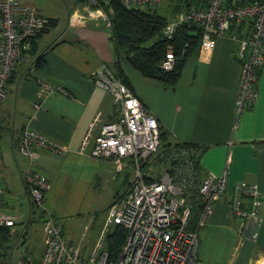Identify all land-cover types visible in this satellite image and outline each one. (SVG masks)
<instances>
[{
	"label": "crops",
	"instance_id": "1",
	"mask_svg": "<svg viewBox=\"0 0 264 264\" xmlns=\"http://www.w3.org/2000/svg\"><path fill=\"white\" fill-rule=\"evenodd\" d=\"M88 4L87 0H76L69 7L65 26L59 18L42 12L57 19L56 25L35 38L34 51L30 50V40L23 60L4 86L0 101V214L13 217L14 228L21 227L18 231L23 237L28 226L37 221L29 199L27 172H40L51 180L44 198L54 208L51 211L57 210L62 195L69 200L72 193L81 197L87 189H92L91 199L104 195L106 209L113 197L125 194L132 177L127 163L116 170L109 157L91 155L98 128L80 148L87 125L98 110L99 125L111 119L112 94L98 85L95 73H111L117 55L109 28L102 18L91 15L87 7L94 6ZM161 5L173 8L165 14L168 18L178 9L168 0L154 9L160 12ZM70 12L73 23L68 19ZM53 30L56 34H51ZM195 43L174 83L145 76L123 58L119 64L125 84L156 117L162 147L180 142L199 149L200 177L219 174L224 166L229 167L228 191L211 203L201 224L200 207L193 213H198L197 218L192 215L190 220V227L198 234L194 264H259L264 258V57L255 69L254 97L245 99L237 112L236 101L242 93V58L237 42L226 32L216 37L209 53L197 40ZM37 55L41 62L36 65ZM42 81L56 87L50 92L40 90ZM25 129L44 135L56 150L33 144L35 156L27 155L21 150ZM240 181L257 183L260 189L259 221L253 216L239 217L229 207L230 188ZM240 199L242 207L250 210L251 198L243 195ZM45 214L39 210L42 238L25 251L36 258L43 250ZM55 216L64 232L61 216ZM0 263L5 264L3 258Z\"/></svg>",
	"mask_w": 264,
	"mask_h": 264
},
{
	"label": "built area",
	"instance_id": "2",
	"mask_svg": "<svg viewBox=\"0 0 264 264\" xmlns=\"http://www.w3.org/2000/svg\"><path fill=\"white\" fill-rule=\"evenodd\" d=\"M87 1L90 5L97 3L96 0ZM118 1L126 7L154 9L164 0ZM168 1L178 9L160 29L166 48L158 66L165 71L173 69L185 52L188 41L178 53L174 45L175 34L181 27L195 29L192 32L198 34L197 43L205 53L212 50L217 36L229 32L242 58V93L236 101L239 112L243 101L254 97L255 69L264 57V0ZM87 9L110 28L112 7L108 6L107 11L99 5ZM75 10L81 16V11ZM71 13L68 19L73 23L75 19ZM48 17L28 0H0V101L5 95L6 80L23 60L31 38L44 27ZM95 78L98 85L112 94V116L99 125L101 112L98 110L87 125L80 148L86 146L98 128L91 155L109 157L116 170L127 163L132 171L127 191L111 201L106 211L105 223L119 225L125 230L123 242L117 254L111 257L104 247L108 231L105 226L89 253H85L82 238L79 242L67 239L61 223L49 212L42 221L44 246L41 255L36 258L23 251L14 264H194L198 234L190 227V220L195 209L200 207L198 221L201 224L211 203L228 191L229 167L224 166L219 174L200 177L197 169L199 149L180 142L162 147L156 117L130 87L110 72L98 71ZM39 85L40 90L48 92L56 87L45 81ZM33 144L56 150L44 135L25 129L21 150L34 157ZM26 179L31 203L41 208L44 194L51 187L48 178L40 172H27ZM230 189L231 211L239 217L253 216L259 221L262 198L257 183L240 181ZM243 195L251 198L250 210L241 205ZM14 224L13 217L0 214V226L9 225L11 235L15 231ZM86 229L85 225L82 235ZM259 264H264V258Z\"/></svg>",
	"mask_w": 264,
	"mask_h": 264
},
{
	"label": "trees",
	"instance_id": "3",
	"mask_svg": "<svg viewBox=\"0 0 264 264\" xmlns=\"http://www.w3.org/2000/svg\"><path fill=\"white\" fill-rule=\"evenodd\" d=\"M96 2V4L91 6L99 5L106 11L108 6L112 7V12L109 14L111 23L109 36L117 52L114 62L115 65L111 71L112 76L119 78L124 83L126 82L123 69L119 64V58H123L145 76L166 83H174L180 75L186 54L196 44L197 39L192 38L196 34L192 32L191 28L184 26L176 32L174 45L177 48V53L181 51L185 41H188V45L185 52L175 62L173 69L171 71H165L158 66V63L164 55L166 48V40L160 34V29L168 19V16L158 12L156 9L126 7L118 0H96ZM56 23L57 19L53 17L47 18L44 27L31 38L30 50L33 49L36 43L35 38L45 32L49 27L55 26ZM150 38H153V41L147 44L146 41ZM42 52L39 54H42ZM35 60V64H39L41 62L40 55H37ZM193 215L197 218L198 213L197 215ZM8 229H10L9 225L0 226V241L2 245L8 236H10ZM124 235L125 230L119 225H113L109 233L106 234L105 237H107L108 241L106 242L105 249L111 257L117 254L123 242Z\"/></svg>",
	"mask_w": 264,
	"mask_h": 264
},
{
	"label": "rangeland",
	"instance_id": "4",
	"mask_svg": "<svg viewBox=\"0 0 264 264\" xmlns=\"http://www.w3.org/2000/svg\"><path fill=\"white\" fill-rule=\"evenodd\" d=\"M33 5H36V7L44 13H49L50 15L59 18V21L62 23V25L65 26L66 19H67V13L69 10V7L76 2V0H33L29 1ZM95 5L94 7H96ZM76 7V6H75ZM173 10V8L169 5L168 7L161 5L159 11L164 14H170V12ZM170 11V12H169ZM108 32V29H107ZM51 34H56V30H53ZM153 41V38H150L146 41L147 44L151 43ZM119 79V78H118ZM112 106H113V97H112ZM113 108V107H112ZM60 178H61V174ZM60 178L58 181H60ZM50 184L51 180L48 179ZM51 186V185H50ZM46 194V192H45ZM44 194V195H45ZM92 189L88 190L81 196L78 197L77 194H71L73 195V198L70 197V199H66V194L62 195L59 200V206L55 207L57 210H54L50 208L48 204H46L44 201L42 204H40L39 207L35 206V218L37 221L35 223H32L28 226L27 232L24 234V237L22 236V232H19L18 230H21V227L15 228L14 234L11 235V228L8 229L10 236L3 242L0 241V261L3 258V262L5 264H14L16 261V258L18 255L26 251L28 248H32L33 243H39L40 239L42 238V231L39 227L40 220H39V210L42 209L45 211V213H52L59 214L61 217L62 223H64V235L66 238H70V240L79 242L82 238V251L85 253H89L91 247L94 245V234L97 233L96 238L98 235L103 231L105 226H107V233L112 229V225L105 223L106 219V203L107 199L104 198V195H97L93 199H91ZM116 197H113L111 201H113ZM109 202V204L111 203ZM99 202V203H98ZM108 204V205H109ZM98 206L96 210L95 209ZM90 211H88V208ZM108 207V206H107ZM66 211H64V210ZM60 210H62L60 212ZM59 212V213H58ZM45 214V215H46ZM54 214V215H55ZM57 217V216H56ZM90 223L91 226H88L85 233L82 235V232L84 230V226ZM96 230V231H95ZM18 231V232H17ZM106 231V230H105ZM17 232V233H16ZM27 242L25 243V241ZM108 241L107 237L104 239V247L106 246V242ZM42 246V243H41ZM44 246V244H43ZM6 247V248H5ZM5 251L7 252V255L5 256ZM4 254V255H3ZM5 256V257H4Z\"/></svg>",
	"mask_w": 264,
	"mask_h": 264
},
{
	"label": "water",
	"instance_id": "5",
	"mask_svg": "<svg viewBox=\"0 0 264 264\" xmlns=\"http://www.w3.org/2000/svg\"><path fill=\"white\" fill-rule=\"evenodd\" d=\"M1 264V263H0Z\"/></svg>",
	"mask_w": 264,
	"mask_h": 264
}]
</instances>
